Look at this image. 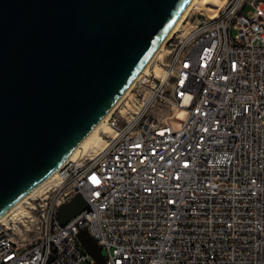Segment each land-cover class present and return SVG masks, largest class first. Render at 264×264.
<instances>
[{"label": "built area", "instance_id": "built-area-1", "mask_svg": "<svg viewBox=\"0 0 264 264\" xmlns=\"http://www.w3.org/2000/svg\"><path fill=\"white\" fill-rule=\"evenodd\" d=\"M216 9L167 37L101 148L65 161L33 213L0 220V264H96L81 229L105 264H264V0Z\"/></svg>", "mask_w": 264, "mask_h": 264}, {"label": "water", "instance_id": "water-1", "mask_svg": "<svg viewBox=\"0 0 264 264\" xmlns=\"http://www.w3.org/2000/svg\"><path fill=\"white\" fill-rule=\"evenodd\" d=\"M190 0H0V216L61 167ZM75 195L58 208L65 222ZM79 243L96 264L100 247Z\"/></svg>", "mask_w": 264, "mask_h": 264}, {"label": "bare ground", "instance_id": "bare-ground-1", "mask_svg": "<svg viewBox=\"0 0 264 264\" xmlns=\"http://www.w3.org/2000/svg\"><path fill=\"white\" fill-rule=\"evenodd\" d=\"M222 2H223V0H190L188 2L186 7L184 8L183 12L180 14V16L178 17L176 22L170 28L169 32L167 33V35L165 36L163 41L159 44V46L157 47L155 52L152 54L150 59L143 66L142 70L137 75V77L132 81V83L129 85V87L121 94V96L112 105V107L109 108V110L102 116V118L82 138V140L73 148V150L69 153V155L66 157L64 162L67 160H70V159H75L76 157H79L80 155L85 154L87 152L96 151L104 145L105 139L103 136L99 135L98 130H102L103 133H105L106 135L112 134V130L108 127V125L106 123V118H107L108 113L114 107V105L127 93V91L132 86L134 81L136 79H138L144 72H146L148 70V68L151 65V63L153 62L154 58H156L157 56L160 55L165 40L167 39V37H169V35H171V33H173L177 29V27L180 25L181 21L185 18L189 9L194 7L197 9H202L208 15H214L216 13V10H217L215 6L221 5ZM154 73L157 76H161L163 74V70L161 67L158 66V68L156 70L154 69ZM59 169L60 168L54 170L49 176H47L37 186H35L33 189H31L20 200H18L13 206H11L6 212H4L0 216V220H3L7 215H9L15 211H19V210L22 211L21 206L23 203L28 201L27 199L34 197L37 193L43 194V192H45L51 185L57 183L59 181V176H58ZM22 212L27 213L28 211L27 212L22 211Z\"/></svg>", "mask_w": 264, "mask_h": 264}, {"label": "rangeland", "instance_id": "rangeland-1", "mask_svg": "<svg viewBox=\"0 0 264 264\" xmlns=\"http://www.w3.org/2000/svg\"><path fill=\"white\" fill-rule=\"evenodd\" d=\"M216 7V6H215ZM200 14H204V15H206L207 13L206 12H204L202 9H197V8H194V7H192V8H190L189 9V11L187 12V14H186V16H185V18L181 21V24L185 21V20H187L188 18H189V20L192 18V17H194L195 15L196 16H199ZM208 15V14H207ZM158 64L157 65H154L153 66V70L155 69H157L158 68ZM102 130H98V133H99V135H101L102 133H103V131L101 132ZM40 195H42L41 193H37L34 197H31V198H29V199H27L28 201V203L27 202H25V203H23L22 204V206H21V208H22V211H24V212H27V213H29V212H31V213H33V209L31 208V205L32 204H37V201H40V199H39V196ZM31 204V205H30ZM29 205V206H28ZM21 211V210H20ZM21 211V212H22Z\"/></svg>", "mask_w": 264, "mask_h": 264}]
</instances>
